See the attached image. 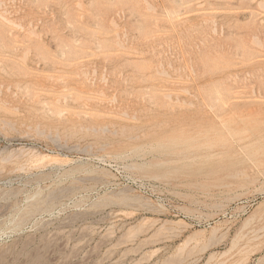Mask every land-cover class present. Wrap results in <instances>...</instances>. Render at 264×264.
Returning a JSON list of instances; mask_svg holds the SVG:
<instances>
[{"label":"rangeland","instance_id":"1","mask_svg":"<svg viewBox=\"0 0 264 264\" xmlns=\"http://www.w3.org/2000/svg\"><path fill=\"white\" fill-rule=\"evenodd\" d=\"M0 264H264V0H0Z\"/></svg>","mask_w":264,"mask_h":264}]
</instances>
